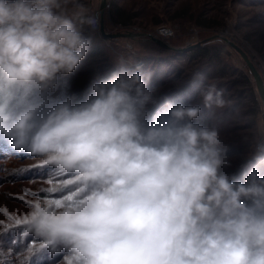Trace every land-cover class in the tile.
<instances>
[{"label":"clouds","instance_id":"9594fccd","mask_svg":"<svg viewBox=\"0 0 264 264\" xmlns=\"http://www.w3.org/2000/svg\"><path fill=\"white\" fill-rule=\"evenodd\" d=\"M99 22L85 0H0V135L53 166L69 192L19 219L38 241L24 260L47 250L61 264H264V177L252 164L264 162V138L244 182L231 178L219 130L194 123L201 105L178 102L149 121L152 73L122 58L85 99L45 110L42 94L85 59L84 28ZM199 96L206 108L227 103L214 83Z\"/></svg>","mask_w":264,"mask_h":264},{"label":"rangeland","instance_id":"374dc122","mask_svg":"<svg viewBox=\"0 0 264 264\" xmlns=\"http://www.w3.org/2000/svg\"><path fill=\"white\" fill-rule=\"evenodd\" d=\"M98 6L99 26L93 31L91 48L71 74L60 76L42 94L45 110L69 98L85 99L97 77L111 79L121 58L151 72L149 86L156 90L155 104L148 106L149 121L169 105L200 104L197 121L215 126L227 145L231 167L223 169L244 182L251 171L248 160L258 139L264 138V97L246 59L253 65L264 92V0H85ZM133 33L105 38L100 32ZM174 35L162 38L159 26ZM155 39L162 42L159 44ZM245 56L246 59L243 57ZM203 79H196V74ZM214 83L222 90L225 107L203 106L199 89ZM264 177V162H252ZM65 177L41 158L12 148L0 135V264H61L62 253L47 250L24 260V251L36 247L37 239L25 234L16 219L27 216L37 200L63 201L69 194L60 187ZM55 188V191H47ZM12 216L16 219H10ZM43 247L42 245H40Z\"/></svg>","mask_w":264,"mask_h":264},{"label":"water","instance_id":"95a60500","mask_svg":"<svg viewBox=\"0 0 264 264\" xmlns=\"http://www.w3.org/2000/svg\"><path fill=\"white\" fill-rule=\"evenodd\" d=\"M100 32H101L102 36L105 37V38H115V37H118V36H121V35H123V36L125 35V36H128V37H132V36H134L133 33H106V32L104 31V26H103V21H102V20H101V23H100ZM155 40H156L159 44H162V42L159 41L158 39H155ZM243 57L246 59L245 56H243ZM246 62H247V64H248V66H249L251 72L253 73V75H254V77H255V79H256L257 85H258L259 88L261 89V91H262V93H263V97H264V92H263V90H262V84H261V81H260V79H259V77H258V74H257L256 70L254 69L253 65H252L247 59H246Z\"/></svg>","mask_w":264,"mask_h":264},{"label":"snow or ice","instance_id":"6c2138e0","mask_svg":"<svg viewBox=\"0 0 264 264\" xmlns=\"http://www.w3.org/2000/svg\"><path fill=\"white\" fill-rule=\"evenodd\" d=\"M56 189L55 188H49V189H47V191H49V192H51V191H55ZM46 202H48L49 204H56V206H61L62 205V203H63V201H60V200H46ZM0 211H4L5 213H6V210H0ZM9 218L10 219H16V218H14V217H12V216H9ZM19 219H16V223L17 224H19Z\"/></svg>","mask_w":264,"mask_h":264},{"label":"built area","instance_id":"2783aa9c","mask_svg":"<svg viewBox=\"0 0 264 264\" xmlns=\"http://www.w3.org/2000/svg\"><path fill=\"white\" fill-rule=\"evenodd\" d=\"M162 26H163V25H162ZM162 26H159V27L157 28V30H156L157 33H158V35H159V28L162 27Z\"/></svg>","mask_w":264,"mask_h":264}]
</instances>
